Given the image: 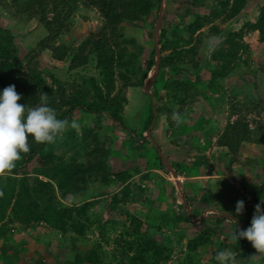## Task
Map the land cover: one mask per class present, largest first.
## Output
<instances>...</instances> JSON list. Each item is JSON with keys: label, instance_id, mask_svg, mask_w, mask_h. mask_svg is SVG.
Returning <instances> with one entry per match:
<instances>
[{"label": "trees", "instance_id": "trees-1", "mask_svg": "<svg viewBox=\"0 0 264 264\" xmlns=\"http://www.w3.org/2000/svg\"><path fill=\"white\" fill-rule=\"evenodd\" d=\"M247 1L216 0L207 15H196L180 28L176 22L169 23L171 32L160 25V63L153 83V96L148 97L150 108L144 131L153 120L154 108L157 115L163 114L166 118L167 129L172 135L168 143L175 148V144L180 146L192 133L191 127L186 125L191 113L180 110L188 106L191 108L200 95L190 74L200 70V49L202 36L205 35L200 31L204 27L208 26L207 39H221L210 53L212 79H224L247 65L248 46L243 42L246 33L256 32L259 42L264 44V4L259 7L254 22L244 23L239 30L229 32L224 38L222 29L214 25L219 19L223 23L237 18ZM160 3L161 0H0V16L1 13H8L16 21L27 24L36 21L45 31L37 48L21 57L10 30L0 26V90L14 84L22 96L18 103L27 107L38 105L41 95L47 93L48 104L55 109L57 117L68 121L65 131L54 143L41 144L30 138V151L21 153L16 166L0 176V257L6 264L18 259L20 264H47L40 257L32 260L31 254H26L17 246L27 230L43 234L56 232L62 236L74 253L71 264H168L171 261L173 248L170 243L157 241L149 232L154 224H148L149 228L143 231L139 217L129 213L126 214L128 224L108 223L93 210L99 203V192L115 184L120 188L109 198L108 209L111 212L134 200L129 186L132 172L111 171L110 149L106 148L95 130L103 117L122 125L120 119L128 103L125 90L143 88L148 73L155 67L154 44L144 68L141 70V65H137L142 48L135 52L128 50V46L134 45L135 41L124 37L123 24L147 23L157 16ZM191 4L194 8H202L206 6V0H192ZM80 6L96 10L100 26L73 50L61 44L60 39L68 32ZM44 51L50 52L54 61H68L69 71L85 68L92 62L97 75L80 78V82H67L53 74H46L33 66ZM139 72L142 74L140 80H134ZM160 91L164 96L160 95ZM263 111L264 98L256 96L230 103L225 126L217 136L216 145L227 149L229 156L236 155L244 143L262 145L264 121L260 115ZM75 112L94 117L87 125L81 122L79 134L71 127ZM251 115L255 116L253 120L249 118ZM173 116H176L175 120ZM250 122L253 123L252 128ZM194 125L197 126L196 131L208 128L201 120L195 121ZM133 134L129 135L131 139ZM210 136L209 133L207 140L203 135L200 140L198 136L190 139L195 155L190 158L196 162L194 169L197 173L208 166L206 152L213 138ZM131 143L135 149H141L139 143ZM155 160L156 169L168 174L157 153ZM181 162L175 165V171L177 176L186 178L189 174L186 169L180 168ZM148 176L146 173L143 179ZM253 189L252 193H248L253 203L264 199V182L260 186L254 185ZM142 191L151 195L146 189ZM239 200L245 203L243 215L235 214ZM231 201L235 206L231 215L250 225L251 221L247 223L245 216L254 211L246 197L235 194L230 196L229 204ZM180 209L181 215L176 217V222L185 221L187 217L183 206ZM169 213L155 212L159 218L156 229L169 223ZM213 221L217 227L222 224L220 219ZM94 230L100 237L98 241L87 238V234L93 235ZM110 234H115V237L110 238ZM217 234L215 227L198 233L186 243L185 257L177 264H197L198 250L214 247L212 237ZM83 239L90 242V246L81 254L76 243ZM110 245L112 249L108 252L106 246ZM226 245L221 241L216 247L210 258L212 264H218L216 253L224 250ZM235 245V264H264V254H258L249 241L240 239L235 241ZM9 251L11 254H8ZM255 257L257 260H254Z\"/></svg>", "mask_w": 264, "mask_h": 264}, {"label": "rangeland", "instance_id": "rangeland-1", "mask_svg": "<svg viewBox=\"0 0 264 264\" xmlns=\"http://www.w3.org/2000/svg\"><path fill=\"white\" fill-rule=\"evenodd\" d=\"M191 3L192 0H164L161 24L164 27L166 26L169 32H171L170 27H168L169 23L172 24L173 22H176L178 23V27L180 28L184 24H188L190 20L196 15H207L211 7H214L216 0H206V6L202 8H194ZM263 4L264 0H248L245 7L247 12L245 11L241 15L237 16V18H234L228 22L222 23L221 19H219L214 22V25H217L222 29V35L224 38V36L229 32L239 30L244 23L254 22V20L256 19V12ZM157 16L155 15L152 20L148 21L145 24H123L124 37L126 39H134V45L136 46L134 48V45L128 46V50H130L131 52H135L139 47L142 48L140 52L141 55L137 60V65H141V70L142 68H144V62L147 60L150 51L152 50L154 25L156 23ZM0 26L10 30L15 38V44L19 50V54L21 57L27 55L32 49H36L38 42L45 36L44 29L36 21H31L28 24L18 22L15 19L11 18L8 13H1ZM99 26L100 17L97 11L85 9L80 6L78 11L74 15L73 22L68 32L61 37L60 43L75 50L79 46V44H81V42ZM207 33L208 26L204 27L200 31V34H205L202 36L203 45L200 49V56L202 59L200 70L198 71V73L196 72L194 74H190L192 81L194 80L195 85L200 90V95L197 97V101L193 106H191V108L188 106L187 108H183L180 110L181 112L189 110V114L191 113L192 116L188 115L189 118L186 121V125L188 127H191L190 132L192 133L187 135V139H185V141H182L180 146L179 144H175L177 145L176 148L175 146L171 145V143L164 144L166 148H171L176 151H178L181 147L183 148V151H181L180 149L177 154L171 152L168 156H170L171 161L174 164L173 167L176 164H179L176 162L180 160L179 158L181 157V155L183 156L182 160L185 161H180V168L186 169V173L189 174V176L186 178L195 177L194 179L188 181L190 185H198V181H196V179L203 178L204 174L213 176L208 179L209 182L211 181L210 184L217 182L221 183L220 187H218L219 190L217 188L218 192H216L217 195L215 197H213L211 192H209L207 195H202L199 192H193L192 194L188 189L186 190L188 199L192 200L193 198V201H190L189 204L194 205V208H192V216H195L196 218H199L201 215L202 217H204V212L206 211L205 209H209V211H213L214 209L221 210L222 208V210L227 209L225 208V206H223L224 201H226V197L230 198V196L238 194L246 197V199L249 200L250 197L248 193H252L254 191V185L260 186L264 182V143L258 146L254 144L244 143L242 144L240 151L236 155L229 156L227 149L219 147L216 145L215 141H211V146L209 148L210 150L208 149L209 152L208 154L206 153L208 166L203 167L204 172L199 171L197 173L194 169L196 162L190 158L194 155L192 153V142H190V139L198 136L197 139L200 140L201 135H203L206 140L208 139L206 137L207 134L206 132H204V129L196 131L197 124L194 125L195 121L200 122L201 120L205 122V125L211 124L212 127L210 128V138H212L213 133H215L216 131H218L219 133L220 130L215 126V123L212 124V121H210L211 115H214V113L220 111V114H224V116L226 117L228 113V106L230 103H234L237 100L248 97L251 98V96L264 98V44H261L259 42L258 34L256 32H248L244 35L243 42L248 46V62L246 66H241L240 68L235 70L234 73L224 79H212L210 75V70L212 69L210 65V53L212 48L216 46L221 39H207ZM33 66L42 70L46 74H53L60 80L67 82H72L73 80L80 82V78H89L97 75L92 62L85 68L76 71H69L68 61H54L50 57V52L48 51L42 52L39 58L34 61ZM141 76L142 74L139 72L134 80H140ZM142 91L143 88L139 87L127 88L125 90L128 103L125 106L126 110L124 111L120 119V122L122 123L121 126L103 117L102 119H100L98 129L95 130L99 133L100 139L104 142L106 148L110 149L109 165L113 173L120 172L125 168H128L131 169V171L134 170V175L137 176L138 173H140L139 170H145L143 172L156 170L152 168L153 166L156 167L157 163V161L155 160L156 150L151 143H140L141 140L143 141L144 139H140V133H142L141 131H144V128L146 126V118L149 115L148 112L150 108V100L148 98L149 96L142 93ZM149 91L153 92L154 88L152 89L151 87ZM127 94H129V96H127ZM160 95L164 96L163 91H160ZM176 109L177 107L175 108V110ZM254 117V115L249 116L251 120H253ZM93 118V116L84 114L83 112H75L72 121H76V123L78 124V127L75 128L76 132L79 134L81 122L87 125L92 122ZM163 118H165L164 115L159 114L155 119V126L158 125ZM175 118L176 116L174 117V120ZM260 119L264 121V111L261 113ZM218 122L219 124H224L222 123V121ZM252 124L253 123L250 122L251 128L253 127ZM149 127L147 128V130L149 129ZM147 130L145 132H147ZM130 133H134L136 137H132L131 139L129 137ZM127 135L128 137H126ZM150 138L154 144H157L156 139L154 138L152 133L150 134ZM135 141L140 144L141 149H135L133 147L131 142ZM164 151L166 153V149ZM218 151H220L219 154L217 153ZM213 154L216 156H213ZM208 155L209 157H207ZM66 156L68 157V154H66ZM130 160L135 161L134 163H130ZM226 160L228 161L226 162ZM216 161L220 162V165L217 164ZM128 162L130 164H128ZM226 169L228 170L226 171ZM162 172L167 181L174 182V179L170 174H167L164 171ZM201 173H203V175ZM136 180L137 179H135L134 181ZM134 181L130 182L129 184L134 200L127 202L123 206H119L115 211L111 212L108 209V203L110 196L114 193V189L116 186L115 184L111 187L102 189V197L99 199V203L93 208L94 212H99L101 214L102 220L106 222L108 221V223L112 221L118 223L125 222L128 224L126 215L127 213L138 216L141 223L143 224V231L149 228L148 224H154L152 225L154 228L150 229L149 231L150 234L153 235L154 238L159 242H169L173 248L171 261L168 264H177L178 262L183 261L186 252V243L190 239H193L198 233L204 230L209 231L214 227L218 230V234L212 237L215 242V246L200 248L198 250L199 255L195 258V263L212 264L210 258L214 250H216V247L220 246L221 241L227 244L224 250H230L232 251L233 255L235 254L236 245L235 240L232 236L235 227L228 220L224 219V221L223 218H221L222 224L220 225V227H217L213 220L207 218H202V220H206L204 222H201L202 220L195 221L194 217H192L191 215L187 216L185 221L176 222V217H178L179 214L181 215V209L179 208V211H174L173 215L172 213H169L170 221L167 225L156 229L159 218L157 217L158 213L155 214V212H157L155 210L158 208H153L154 210L152 209L150 214H148V212L146 213L148 208L144 204V202L140 201L141 198H138V193H136L138 184H136V182ZM141 181H144V179L140 178L137 183H141ZM163 181L164 180H162V182ZM182 181L183 180H181V183L184 182ZM185 187L187 186L185 185ZM197 187L198 190L202 189V185H199ZM119 188L120 186L116 187V189ZM257 203L259 202H255L252 205L254 211L255 205ZM234 207V203L231 201L229 207V211L231 213H233ZM221 213L224 212L222 211ZM243 214L244 212L242 213V215ZM252 217L253 214L251 212L247 214V218L252 219ZM245 221L249 223L246 218ZM117 227H121V225H118ZM93 232V235L87 234V238L94 241L100 240L97 231L94 230ZM23 235L26 243L28 241L29 244H31V248L39 247V252L41 254L39 257L46 260L45 262L47 264H71L74 253L71 249H69L70 245L67 246V243H65L63 237L56 232L43 234L39 231L33 232L31 230H27ZM109 236L110 238H114L115 234H110ZM243 240L247 241L246 239ZM76 245L79 248V253L83 254L89 248L90 242L83 239L79 240ZM111 249V245L106 246V251L111 252ZM35 258L33 257L34 260ZM254 260H257V257H255ZM15 262H12L11 264H15Z\"/></svg>", "mask_w": 264, "mask_h": 264}, {"label": "clouds", "instance_id": "clouds-1", "mask_svg": "<svg viewBox=\"0 0 264 264\" xmlns=\"http://www.w3.org/2000/svg\"><path fill=\"white\" fill-rule=\"evenodd\" d=\"M152 71L148 73L146 79L148 78V76H150ZM145 81H144V84H145ZM144 84H143L142 93L150 97L153 96V93L149 91L151 87L153 89V84L148 88V91L146 92L144 89ZM21 98L22 96L16 91V86L14 84L5 87L3 90H0V176L7 174V172H9L11 169H13L16 166V161H18L21 158V153H28L30 151V144H29L30 138L34 140L35 142H38L41 144L54 143L56 139L63 134L66 126L68 125V121L59 119L57 117V113L55 109L49 106L47 93L42 94L40 97V103L33 107H27L24 104L18 103V101H20ZM154 111L155 110L153 108V112ZM153 118H154V115H153ZM155 122L156 121H154L153 126L155 125ZM71 127L72 128L78 127V124L76 123V121L71 122ZM145 131H142V133H140V139H143L144 136H147ZM133 136L136 137L135 134H133ZM211 141L216 142V139L212 138ZM142 142L151 143L147 139L145 140L143 139V141L141 140L140 143ZM154 149L156 150L157 154H158L157 150L161 151L162 153V150L160 149V147L157 146V149L156 148ZM163 156L165 157L164 154ZM169 166L171 167L170 164ZM172 169L175 171V167H173ZM166 171L168 172V174L171 175V173L168 170ZM180 178L182 177L177 176V179L173 178L174 184L176 186H177V183L178 185L181 184ZM180 191L181 190L178 189L179 196H181ZM181 193L183 194V197H184L183 191H181ZM247 201L249 204H251V206L253 205V202L250 199ZM179 206H183L181 198H180ZM187 206H188V203H187ZM244 208H245L244 201L243 200L237 201L236 207H235V214L236 215L242 214L244 211ZM190 211L192 213V209H190ZM211 214H214V212L211 211ZM187 216H189V214H187ZM221 218L223 217H219L215 219L222 220ZM224 219L228 220L227 218H223V220ZM229 219L231 221H234L231 218ZM230 220L228 221L234 224ZM234 225L236 227L232 233V236L235 241L238 242V240L240 239H246L247 241L251 243L252 247L256 250L258 254H264V199H262L259 203L255 205V211L251 219L250 226L247 224H244L245 226H247L246 229H238L236 222ZM216 260L218 261V264H235V257L233 256V253L230 250L218 251L216 253Z\"/></svg>", "mask_w": 264, "mask_h": 264}, {"label": "crops", "instance_id": "crops-1", "mask_svg": "<svg viewBox=\"0 0 264 264\" xmlns=\"http://www.w3.org/2000/svg\"><path fill=\"white\" fill-rule=\"evenodd\" d=\"M245 11H246V8L242 11V13H244ZM257 12H256V16L258 14ZM127 96H129V94H127ZM125 110L126 109L124 108V111ZM124 111H123V113H124ZM210 121H212V124L215 123V126L217 128H219V130H220L219 133H220L223 130L224 126H225L226 117L224 116V114H220V111H218L217 113H214V115H211ZM218 121H222V123H224V124H219ZM207 126H208V128L205 127V129H204L205 130L204 132H206V134H207L206 137L210 133V127H212V125L211 124H207ZM151 133L153 134L154 138L156 139V142H157L156 145L158 147H160V149L162 150V153L168 159L169 164L172 167L174 164L171 161L170 156H168V155H170L171 152L177 154L180 151V149H181V151H183V148L181 147L178 151H176V150H173L171 148H166L164 146V144L165 143H168L167 141L171 140V138H172L170 129H167L166 121H165L164 118L159 122L158 125H156V126L154 125L153 126ZM219 133H218V131H216L215 133H213V138L214 139L217 138V136H218ZM126 137H128V135ZM166 146H167V144H166ZM163 147L166 149V153H165V151H164L165 149ZM209 150L206 152L207 154H208ZM215 152H213V153H215ZM224 152H225V150H224ZM217 153L219 154L220 151H218ZM213 156H216V155L213 154ZM179 157H180V155H179ZM182 157L183 156L181 155V157L179 158L180 160H178L176 163H180V161L182 160ZM207 157H209V155ZM134 161L135 160H130V163H134ZM227 161L228 160H226V162ZM216 162H217V164L220 165V162H218V161H216ZM130 163L128 162V164H130ZM131 166H132V164H131ZM152 168L156 169V167H154V166ZM227 170L228 169H226V171ZM123 171H130V172H132V175L133 176L130 179V182H133L135 179H137L136 181H134V182H136V184H138V187L136 188L137 189L136 190L137 191L136 193H138V198H141L140 201L141 202H144V204L147 206L148 209H147L146 213L148 212V214H150L151 213V210L153 208H155V207L158 208L155 211H158L159 213L167 212L168 211V212L172 213V215H173V212L174 211H179V208L181 207V206H179V204H180L179 200H180L181 196H179L178 187L174 184V182L167 181L166 180V177L164 176V174H163V172L161 170L156 169V170H150L149 172L148 171L143 172L145 170H142V171L139 170L140 171V173H138L139 176L138 175L137 176L134 175V172H133L134 170L131 171V169H128V168H125ZM234 171H235V169H234ZM202 172H204V171H202ZM145 173L149 174L148 178L144 179V181H141V183H137L140 178H143V176L145 175ZM201 174L203 175V173H201ZM203 176H202L203 178H201V179L200 178H197L196 179V181H198L197 182L198 185H190L188 183L189 180H192L195 177L194 178H184V177H182V179H183L184 182L182 181L183 183L179 184V187H180L179 189L181 191H183L184 198H185L186 202L188 203L190 209L194 208L193 207L194 205H190L189 204L190 201H193V198H192V200H189L188 199V197L186 195L187 194V191H186L187 189L192 194H193V192H195V193L199 192L202 195H207L209 192H211V194L213 195V197H215L217 195L216 192H218V190H219L218 187H220V185H221V183H219V182L210 184L211 181L209 182L208 179H210L213 176H210L208 174H206V175L204 174ZM138 177H140V178H138ZM159 178H160V181H159ZM162 180H164V181L162 182ZM185 185L187 187H185ZM199 185H202V187H201L202 189H199L198 190V187L197 186H199ZM117 186L118 185L115 186L114 193L118 190V189H116ZM217 188H218V190H217ZM143 189L148 190L149 191L148 193H151V195L150 194L147 195L145 192L142 191ZM102 192H103L102 190L99 192L100 193L99 194V199L102 197L101 196ZM225 199H226V201H224L223 206H225V208H227V209L222 210L223 209L222 208L221 210H218V211H221V212L223 211L224 213L231 214V212L229 211V207H230L229 200H230V198H227L226 197ZM205 210H206L204 212L205 213V216L203 218H207V219H210V220H214L215 218L212 217L213 214H211V211H209V209H205ZM216 211H217V209H214L213 210V212H216ZM244 214H245V212H244ZM200 217H202V215ZM245 217L247 219V216H245ZM169 221H170V219H169ZM247 221L250 222L251 219L248 218ZM17 246L19 247L20 250H24L26 252V254H31L29 256L31 257L32 260H34L33 257L34 258L37 257V258H35V260L39 259V256L41 255L40 252H39V247L31 248V244H29L28 241L26 243V240L24 239V235H23V238L18 242ZM8 254H11V252L9 251ZM15 261H16L15 264H20V262H21L20 259L15 260ZM0 264H6L5 263V260L3 259V257H0Z\"/></svg>", "mask_w": 264, "mask_h": 264}, {"label": "water", "instance_id": "water-1", "mask_svg": "<svg viewBox=\"0 0 264 264\" xmlns=\"http://www.w3.org/2000/svg\"><path fill=\"white\" fill-rule=\"evenodd\" d=\"M163 1L164 0H161V4H160V7H159V12H158V16H157V20H156V23L154 25V32H153V44L155 46V50H156V57H155V67L153 69V71L151 72L150 76H148V78L146 79L145 81V84H144V89H145V92L148 91V88L153 84L154 82V79L157 75V72H158V69H159V63H160V48H159V44H158V40H159V35H160V24H161V19H162V14H163ZM157 114L156 112L154 111V119L151 123V126L149 127V129L147 130L146 132V135L147 136H144V140L147 139L149 140L154 148L157 149V146L153 143V141L151 140L150 138V133H151V130L153 128V124H154V121H155V118H156ZM158 152V156L159 158L161 159L164 167L166 170H168L171 175L173 176V178L177 179V174L176 172L169 166V162L167 161V159L163 156V154L161 153V151L157 150ZM177 187L178 189L180 188L178 183H177ZM180 195H181V200H182V203H183V207H184V210L187 214L189 215H192L189 207L187 206V203L183 197V194L181 193L180 191ZM213 218H219V217H223V218H227L228 220H230L229 218L233 219L236 224H237V227H239V229H246L247 226H245L242 222L238 221L235 217H233L232 215L228 214V213H221L219 211H216L214 212ZM203 217H199V218H194L195 221H200L202 220ZM231 221V220H230ZM234 221H231L235 224Z\"/></svg>", "mask_w": 264, "mask_h": 264}]
</instances>
